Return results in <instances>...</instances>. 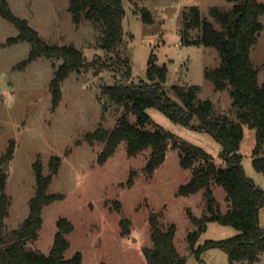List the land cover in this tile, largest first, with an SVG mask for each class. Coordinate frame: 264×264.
Instances as JSON below:
<instances>
[{"label": "rangeland", "instance_id": "374dc122", "mask_svg": "<svg viewBox=\"0 0 264 264\" xmlns=\"http://www.w3.org/2000/svg\"><path fill=\"white\" fill-rule=\"evenodd\" d=\"M9 3L18 16L27 18L49 42L74 43L87 59L102 57L106 64L72 72L63 81L62 98L54 108L50 83L62 60L42 56L21 65L29 54L30 43L9 44V36L16 35L18 28L0 16V173L6 172V192L12 199L6 220L8 229L17 228L29 214L30 199L36 190L34 162L40 158L44 172L48 173L50 158L57 154L62 163L49 190L63 193L64 197L44 207L39 238L28 242V246L48 253L54 242L57 220L66 216L75 226L68 234L71 245L66 251L67 257L81 251V264H148L143 249L153 244L149 218L151 212H159L162 224L176 223L175 243L187 256L188 264H203V261L231 264L228 253L219 246L205 249L202 259L190 246L188 234L195 225L187 210L190 208L203 216L206 201L202 190L190 195L177 194L180 185L192 175V169L182 167L178 148L170 146L164 163L149 176L144 168L151 149L131 156L123 141L107 161L100 163L104 144H92L85 136L100 124L113 128L124 111L121 104L105 94L104 85L148 81L152 56L157 64H167L165 87L174 98L177 97L173 85H200L199 97L213 100L216 114L226 113L237 118L229 90H216L205 76L206 66L220 62L219 52L209 46L184 44L181 39L182 13L186 8L199 5L203 15L212 18L211 6L230 7L232 3L228 0H123L124 37L120 55L129 60L130 78L127 66L118 56L101 48V26L87 19L80 23L73 21L69 0H9ZM135 4L150 10L151 22L135 10ZM261 20L264 23V14ZM197 33L195 30L193 35ZM251 55L259 68L260 81H264V30ZM147 110L157 123L207 149L218 164L225 163L221 157L223 146L212 133L175 122L156 107ZM130 118L134 121L135 114L131 113ZM13 142V152L6 157ZM255 145L256 129L245 125L239 150L242 163L247 176L264 189V174L253 164ZM132 170L136 175L129 185ZM213 187L220 208L226 211L229 208L226 190L219 184ZM123 218L131 220V230L126 234L122 233ZM259 219L264 227V205ZM237 233L238 229L232 225L209 221L195 248L206 239H223ZM238 263L252 264L248 260ZM253 264H264V252Z\"/></svg>", "mask_w": 264, "mask_h": 264}, {"label": "trees", "instance_id": "16d2710c", "mask_svg": "<svg viewBox=\"0 0 264 264\" xmlns=\"http://www.w3.org/2000/svg\"><path fill=\"white\" fill-rule=\"evenodd\" d=\"M69 1V9L75 23L87 19L101 26V48L118 56V60L127 66L130 78L129 60L123 59L120 55L124 37L123 0ZM228 1L232 3L230 7L219 5L210 7L212 18L204 16L199 5L186 8L182 13L181 39L184 44L209 46L219 52L220 62L206 66L205 76L214 84L216 90H229L237 118H232L226 113L216 114L213 100L199 97L200 85L175 84L172 90L177 98H174L165 87L167 64H157L152 56L148 66V81L141 83L118 81L104 85L105 94L121 104L124 111L113 128L100 124L94 131L88 132L85 138L92 144L96 142L104 144L99 154L100 163L107 161L123 141L126 142L127 152L131 156L151 149L144 168L149 176L164 163L170 146L178 148L182 167L192 169V175L186 183L180 185L177 194L190 195L202 190L206 201L203 216L196 215L190 208L187 210L190 220L195 225V229L188 234V240L196 256L202 259L201 254L205 249L219 246L228 253L231 264H239L238 262L243 260L253 264L264 252V227L261 226L259 219L260 209L264 205V189L258 187L254 180L247 176L239 150L245 125L254 127L256 145L253 151V164L264 174L262 153L264 81H260L259 68L251 55L254 44L264 30V23L261 20L264 2ZM135 10L141 11L147 21H152V14L148 8L135 4ZM0 16L18 28L16 35L9 36V44L21 41L30 43L29 54L21 65L42 56L62 60L56 67L50 83L54 108L62 98V83L72 72L99 63L106 64L102 57L87 59L84 52L74 43L49 42L27 18L18 16L13 11L9 0H0ZM195 30L198 31L196 36L193 35ZM149 107L160 109L175 122L212 133L223 146L221 157L225 163L218 164L207 149L157 123L148 112ZM131 113L136 116L134 121L130 118ZM150 125L153 128H150ZM13 147L14 142L10 145L6 157L12 154ZM61 163V156L53 154L49 161V172L45 173L42 160L38 158L34 162L36 190L30 199V211L24 221L14 229L7 227L6 220L10 215L12 199L6 192V172L0 173V264H81L83 259L81 251H76L70 257L66 256V251L71 245L68 234L75 227L66 216H61L57 220L54 242L48 253L28 246V242L39 238L44 222V207L64 197L63 193L49 190ZM135 175L136 171L132 170L127 182L129 185L133 184ZM214 184L223 186L227 192L229 208L226 211L220 208L214 194ZM149 219L153 244L143 249L147 263L188 264L187 256L178 250L175 243L176 223L162 224L159 212H151ZM209 221L232 225L238 229V233L223 239H206L195 248L199 238L207 230ZM121 225L123 234L130 232V219L123 218ZM203 264L208 263L203 261Z\"/></svg>", "mask_w": 264, "mask_h": 264}, {"label": "water", "instance_id": "95a60500", "mask_svg": "<svg viewBox=\"0 0 264 264\" xmlns=\"http://www.w3.org/2000/svg\"><path fill=\"white\" fill-rule=\"evenodd\" d=\"M167 142L169 143V140H168ZM4 168L6 169V168H7V166L5 165V166H4Z\"/></svg>", "mask_w": 264, "mask_h": 264}, {"label": "crops", "instance_id": "0c3cea01", "mask_svg": "<svg viewBox=\"0 0 264 264\" xmlns=\"http://www.w3.org/2000/svg\"><path fill=\"white\" fill-rule=\"evenodd\" d=\"M245 133V132H244Z\"/></svg>", "mask_w": 264, "mask_h": 264}]
</instances>
